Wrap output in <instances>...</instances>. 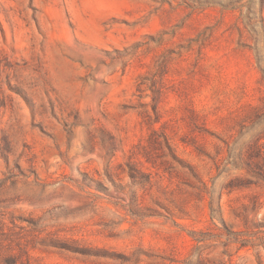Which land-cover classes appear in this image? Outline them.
Masks as SVG:
<instances>
[{"label": "rangeland", "instance_id": "374dc122", "mask_svg": "<svg viewBox=\"0 0 264 264\" xmlns=\"http://www.w3.org/2000/svg\"><path fill=\"white\" fill-rule=\"evenodd\" d=\"M0 264H264V0H0Z\"/></svg>", "mask_w": 264, "mask_h": 264}]
</instances>
